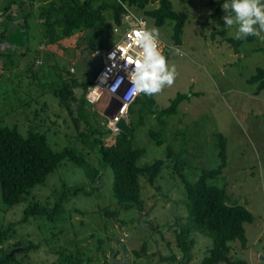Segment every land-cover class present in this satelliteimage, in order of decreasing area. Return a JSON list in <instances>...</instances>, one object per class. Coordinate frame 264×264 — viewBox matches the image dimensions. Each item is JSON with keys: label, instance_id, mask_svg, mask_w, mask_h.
<instances>
[{"label": "rangeland", "instance_id": "1", "mask_svg": "<svg viewBox=\"0 0 264 264\" xmlns=\"http://www.w3.org/2000/svg\"><path fill=\"white\" fill-rule=\"evenodd\" d=\"M50 1L58 0L20 2L16 16L34 10L23 34L17 31L25 26L21 17L20 26L12 18L9 25H2L4 19L0 17L1 32L8 35L18 27L15 36L24 39L21 40L24 44L19 42L12 53V65H5L7 58L0 52V113L6 123L17 124L25 135L31 129L45 132L55 150L72 147L83 161L70 158L61 162L44 182L34 186L30 196L12 206L4 204L0 190V227L12 223L14 228L11 236L0 241V253L7 250L8 254L20 247L13 253L16 256L12 264H103L115 249L119 262L107 264L201 262L213 245L212 237L200 231L193 233L195 243L185 259L176 232L169 228V225L179 228L185 223V219L177 220V215L186 213L187 194L175 170L176 161L168 155V145L176 152L183 143L187 145L183 172L194 182L203 174L200 169L203 164L212 168L221 163L217 147L221 133L227 137V166L215 183L224 186L233 199L245 204L255 215L253 223L245 224L248 246L243 248L235 240L229 255L233 259H247L249 264H264V89L257 93L258 83L248 81L257 67H264L261 49L264 41L258 38L246 41L236 52L226 40V36H234V29L223 28L225 12L219 3L222 0H215L217 4H213L214 0H172L186 19L181 44L171 40L173 21L157 25L145 10L131 8L137 18L142 16L147 27L159 29L165 53L178 71L173 85L153 95L155 106L162 110L178 93L188 96L180 102L175 114L164 116V126L151 111L146 110L141 118L138 102L144 106L143 102L132 106L135 109L132 116L131 103L128 106L134 145L143 149L138 163L145 166L155 158H162L164 167L155 185L148 183V176L141 177L144 210L139 211L137 206L123 208L120 216L115 217L106 213L107 209L113 211L118 207L113 192L114 172L93 146L99 149L114 144L117 135L104 125L108 119L105 121L100 113L94 112L92 108L106 115L95 103L85 106L80 100L84 91L81 82L94 80L100 68V64L93 70L85 65L89 43L95 37L109 39L107 28L100 25L65 35L59 25L51 36L47 33L46 19L39 14ZM159 4V0H150L147 7L151 9ZM218 5L217 17L213 18ZM112 35L121 36L115 28ZM2 43L0 49L4 50L6 46ZM23 50L27 54L21 55ZM64 87L68 89L62 92ZM64 92H68V97L63 100ZM139 97L146 99L144 95ZM151 131H160L164 143L158 144ZM196 145L202 148L197 150ZM194 153L197 158L192 156ZM77 186L83 188L74 194L72 190ZM64 189L69 197L54 221L46 215L20 221L33 195L52 205ZM18 241L38 246L21 251ZM145 241L147 252L142 250ZM66 259L71 262L67 263Z\"/></svg>", "mask_w": 264, "mask_h": 264}, {"label": "trees", "instance_id": "2", "mask_svg": "<svg viewBox=\"0 0 264 264\" xmlns=\"http://www.w3.org/2000/svg\"><path fill=\"white\" fill-rule=\"evenodd\" d=\"M22 1L24 0H0V17L4 19L1 24L9 25V21L12 18L20 26L19 17H21L25 25L19 28L15 27V30L9 32L8 35L0 31V44L2 42L4 43V40H8V43H4L6 46L4 50L0 49V52L7 58L5 61V65L7 66L14 63L12 53L15 52V48H18L16 45L19 42H21L20 45L24 44V41H21L24 39L22 37H19L20 39L18 36L16 37L15 31L18 28L17 31H20L18 33L23 34L27 32V27H29L28 20L34 12L33 9H29L19 17L16 16V7ZM28 1L33 3L35 0ZM45 1L47 0H43V2ZM149 2L150 0H58L50 1L48 6H45L39 11V14L42 18L46 19L45 23L48 25L47 33L51 36L56 33V28L59 25L63 27L65 35H70L75 30L91 27L97 28L100 25H104L107 28L108 35H106L109 39L106 41L100 37L91 39L93 41L89 43L88 47L90 50L86 59L90 58L95 51L111 46L118 39L117 36L112 35L115 28L114 25H122L124 13L131 11V8L135 11L145 10V14L152 16L157 25L162 26L169 20L173 21L171 40L176 44H181L183 42V32L186 23L184 15L176 10L172 0H159V6L151 9L147 7ZM212 2L213 4L218 3L215 0ZM219 3H222V1ZM55 7L56 9H54ZM218 11L219 5L213 13V18L217 17ZM160 39L163 40L164 38L162 39L160 37ZM255 39L256 37L253 36H249L243 40L235 39L234 36H226V40L236 52L240 51V47L244 42ZM261 49L264 50V46ZM20 54L25 55L27 51L23 50ZM248 81L252 84L258 83L257 93L262 91L264 89V67H257L256 73ZM93 83L94 80L81 82L84 86V91L80 100L85 106L89 104L94 106L87 98L88 89ZM67 89V87H64L62 92ZM63 94L62 99L64 100V97H68V92H64ZM144 96L146 97L145 100L137 97L131 103L129 109L130 116L133 115L135 110L132 106L138 101H141V103H144V106H142L138 102V111L141 118L145 115L146 110L151 111L157 115L160 123L164 126V116L175 114L180 102L188 95L178 93L171 104L162 110H159L155 106L153 96ZM92 109L95 113H100L105 121L109 119L108 116L102 114L96 108ZM104 125L111 131L108 123ZM132 133L133 125H131L129 133L123 130L118 132L114 144L102 145L99 149L93 146V150L97 151L101 160L108 163L114 172L113 192L118 200V209L116 208L113 211L107 209L106 213L110 216H120L121 209L124 210L123 208L130 209L131 207L137 206L139 211L144 210L145 199L142 196L141 177L142 175L148 176V183L155 185L164 167V160L162 158H155L153 162L145 166H141L138 163L143 149L135 147ZM151 135L157 140L158 144L164 143V138L160 131H151ZM219 137L220 140L217 143L219 144L217 147L220 149L219 156L221 163L217 167L212 168H207L203 164L200 168L203 174L194 182H191L183 172L187 145L183 143L182 148L178 152L171 145H168V155L176 161L175 170L180 174L187 194V200L185 201L186 213L185 215H177V220H179L178 217L180 220L185 219V223H181L179 228H174L171 225H169V228L171 231L176 232V241L178 246L183 250L185 259L189 258L190 250L195 243L194 234L196 231H200L212 237L213 245L201 262L197 264H219L223 262L226 264H249L247 259H233L229 255L232 249V243L235 240H239L243 248L248 246L245 224L253 223L255 221V215L245 204L240 203L237 199H233L224 186L215 183V180L221 176L227 166V137L221 133H219ZM95 143L97 144V142ZM195 147L197 150L202 148L197 145ZM196 155L197 153L192 154L193 157L197 158ZM70 158L78 162L83 161V158L76 155L72 147L55 150L50 144L48 135L45 132L31 129L25 135L17 124L10 125L6 123L0 113V190L1 199L7 206H12L30 196L35 185L44 182L48 175L61 162L70 160ZM82 188L83 186H77L72 191L74 194H78ZM68 197V192L64 189L63 194L51 205L33 195V198L24 208V213L20 221H29L35 215H46L54 221L63 212L64 202ZM133 220L135 219L130 221ZM12 231H14L12 223L8 226L0 227V241H4L11 236ZM100 241L102 242L103 239H100ZM19 244L22 245L21 251H28L38 246L33 242L26 244L18 241L17 245ZM147 246L148 242L145 241L142 244L143 252H147ZM7 252V250H1L0 264H12L14 262L13 258L16 254L13 255V253L16 251L9 255ZM135 252L140 255L138 250H135ZM63 253L65 254L64 251ZM70 256H73V254ZM70 262L67 260V263ZM108 262H110L109 259L103 264H107ZM72 264L74 263L72 262Z\"/></svg>", "mask_w": 264, "mask_h": 264}, {"label": "clouds", "instance_id": "3", "mask_svg": "<svg viewBox=\"0 0 264 264\" xmlns=\"http://www.w3.org/2000/svg\"><path fill=\"white\" fill-rule=\"evenodd\" d=\"M220 6L225 12L223 28L228 31L234 29L235 39L243 40L253 36L264 41V0H222ZM137 23L138 29L133 28V35L122 41L129 50V56L134 57V63L129 65L123 55L119 56V60L124 61L121 67L126 73L125 79L131 93L153 96L160 93L165 86L173 85L178 71L176 65L170 62L169 56L160 47L159 29L155 26L147 27L144 21ZM176 51L179 53L180 50ZM95 52L92 56L98 55ZM109 57L114 62L117 59V52H111ZM111 67H116V64L112 63ZM106 74L105 72L101 76V81Z\"/></svg>", "mask_w": 264, "mask_h": 264}, {"label": "built area", "instance_id": "4", "mask_svg": "<svg viewBox=\"0 0 264 264\" xmlns=\"http://www.w3.org/2000/svg\"><path fill=\"white\" fill-rule=\"evenodd\" d=\"M139 21H144L147 26L146 21L142 17L137 18L131 11L125 12L123 24L115 27L116 30L120 31L121 36L111 46L95 52V54L102 55V60L94 84L88 89L87 98L108 115V127L115 134L121 131L118 124L119 121L123 117L127 118L128 116V106L141 95L131 93L128 82L125 79L126 73L121 67L124 61L119 60V56L123 55L129 65L134 63V57L129 56V50L124 46L122 41L133 35L132 29H138L137 22ZM160 47L162 51H165V43L161 39ZM113 51L117 52V59L114 62L109 57V54ZM112 63H115L116 67H111ZM105 72L107 74L103 81H101L100 78ZM93 89H96V91H93Z\"/></svg>", "mask_w": 264, "mask_h": 264}, {"label": "water", "instance_id": "5", "mask_svg": "<svg viewBox=\"0 0 264 264\" xmlns=\"http://www.w3.org/2000/svg\"><path fill=\"white\" fill-rule=\"evenodd\" d=\"M102 60V55L101 54H98V55H93L92 57L88 58L86 61H85V65L93 70L95 68L98 67L100 61ZM119 126L121 127V129L126 132V133H129L130 130H131V125L128 123L127 121V118L123 117L120 121H119ZM20 247H16L14 249H12L9 253V254H12L13 252L19 250ZM109 260L112 262V261H115V262H119L118 259L116 258V249L114 250V252L112 253V255L110 256Z\"/></svg>", "mask_w": 264, "mask_h": 264}, {"label": "crops", "instance_id": "6", "mask_svg": "<svg viewBox=\"0 0 264 264\" xmlns=\"http://www.w3.org/2000/svg\"><path fill=\"white\" fill-rule=\"evenodd\" d=\"M134 12V11H133ZM139 17H142V16H139Z\"/></svg>", "mask_w": 264, "mask_h": 264}]
</instances>
